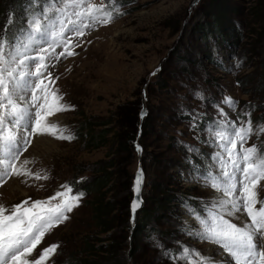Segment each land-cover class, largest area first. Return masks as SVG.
Masks as SVG:
<instances>
[{
  "label": "rangeland",
  "instance_id": "rangeland-1",
  "mask_svg": "<svg viewBox=\"0 0 264 264\" xmlns=\"http://www.w3.org/2000/svg\"><path fill=\"white\" fill-rule=\"evenodd\" d=\"M28 2L21 20L16 21L18 12H8L6 29L17 26L9 37L35 10L32 0ZM91 2L99 5L105 0ZM116 6L119 14L109 24L74 40L79 44L73 49L76 55L49 62L55 80L52 88L70 107L48 120L73 138L34 135L17 163L30 161L26 167L48 179L6 178L0 184V205L10 208L29 198L45 200L66 192L61 187L65 184L72 189L68 195L79 194L76 184L95 175L94 165L113 160L115 173L99 197L111 207L105 218L109 229L101 231L95 222L93 194H83L78 206L67 213L68 219L45 234L32 257L57 244L46 264L84 259L85 245L108 244L111 239L106 238L122 231L131 236L135 215L127 223L123 205L131 204L132 184L141 166L143 206L152 208L162 195L173 200L164 201L162 220L152 221L151 229L138 236L127 264H184L174 258L183 246L227 260L218 246L189 235L186 225L199 227L189 207L203 213L205 205L220 195L196 178L218 151L209 130L225 118L238 123L251 119L254 128L264 125V0H116ZM226 97L235 105L224 103ZM121 107L146 125L142 131L139 127L124 153L114 142ZM84 122L98 138L104 128L110 131L91 142L90 133L78 132ZM251 145L264 153V133L253 134L245 146ZM260 184L259 196L264 200V181ZM238 216L233 222L247 220L246 215ZM209 247L213 251L207 254ZM105 255L103 251L100 258L88 255L86 260L97 264Z\"/></svg>",
  "mask_w": 264,
  "mask_h": 264
},
{
  "label": "snow or ice",
  "instance_id": "snow-or-ice-1",
  "mask_svg": "<svg viewBox=\"0 0 264 264\" xmlns=\"http://www.w3.org/2000/svg\"><path fill=\"white\" fill-rule=\"evenodd\" d=\"M32 3L35 10L13 36L9 37L7 29L0 33V184L13 176L48 179L30 171L26 167L30 161L17 162L34 135L73 138L48 120L70 107L52 88L55 80L48 71L49 62L76 55V38L109 24L119 14L116 0L99 5L91 0ZM12 23L10 20L9 25ZM224 103L235 105L231 97H226ZM220 112L226 117L223 109ZM256 132L264 133V125L254 128L251 119L238 123L225 118L209 130L218 151L212 153L208 169L196 178L220 195L205 205L203 213L189 207L199 227L186 225L188 234L218 246L227 260H216L188 246H183L175 259L184 264H264V200L259 196L260 182L264 181V153L258 145L245 146ZM142 182L143 173L138 170L133 213L141 203L138 197ZM61 187L66 192L58 191L45 200L29 198L10 208L0 205V264H46L55 254L58 245L51 244L32 259L45 234L68 219L67 213L78 206L83 195H68L71 187ZM57 198H61L60 203H52ZM238 214L246 215L247 220L242 224L233 222Z\"/></svg>",
  "mask_w": 264,
  "mask_h": 264
},
{
  "label": "trees",
  "instance_id": "trees-1",
  "mask_svg": "<svg viewBox=\"0 0 264 264\" xmlns=\"http://www.w3.org/2000/svg\"><path fill=\"white\" fill-rule=\"evenodd\" d=\"M27 2L29 0H26ZM25 4V0H2L0 2V33L7 28L6 26V18L8 12L15 11L18 12L16 16V21L21 20L23 17V7ZM29 4V2H28ZM21 13V14H19ZM20 22V21H19ZM17 27V26H16ZM14 27V30L15 28ZM5 28V29H4ZM13 30V29H12ZM8 30V32L12 31ZM13 30V31H14ZM119 128L116 132H114V142L118 148V151L124 153L128 150V145L132 143L136 137L139 127L141 131L146 128L145 122L139 123L138 118H131L130 113L125 107H121L117 112ZM147 124V123H146ZM89 126L86 122L78 126V132L82 133L84 131V135L87 136L90 133L88 140L100 141L101 137H106L110 128H104L101 132L100 138H98L97 134L94 135L92 131H89ZM93 167L94 175L91 179H86L80 181L76 185L79 186V192L82 194L92 193L94 200V217L97 226H99L101 231H107L109 226L107 225V217L111 211V207L109 202H103L102 198L99 199L101 195H104V191L106 188L109 179L115 173L114 162L113 160L109 162H105L104 165H101V161L97 162ZM173 200L172 196H164L162 198L155 200L154 206L149 208L148 206H142L135 213V225L131 231V236L129 237V233L122 231L119 235H112L106 239H111L108 244L105 245H85L83 252L85 253V260L83 258H76L75 261H64L62 264H96L95 260H86V257L96 255L100 258L101 252H106V255L101 259L100 262L97 261V264H127L131 259L132 255L136 251V240L139 235H141L144 231H149L151 229L150 223L152 221L162 220L164 217V201L170 202ZM125 206V216L127 223L130 222V217L132 216L131 209L129 206V202L124 204ZM106 218V219H105ZM89 240L90 237L86 236ZM130 238V239H129ZM103 240V238H102ZM105 240V239H104ZM128 247V248H127ZM126 249H129L126 252ZM89 255V256H88Z\"/></svg>",
  "mask_w": 264,
  "mask_h": 264
},
{
  "label": "water",
  "instance_id": "water-1",
  "mask_svg": "<svg viewBox=\"0 0 264 264\" xmlns=\"http://www.w3.org/2000/svg\"><path fill=\"white\" fill-rule=\"evenodd\" d=\"M142 113H143V115H144V114H145V110H142V112L140 113L141 116H142ZM138 170H139V171H142V173H143V182H142V186H141V189H140V192H139V197H138V199H139V201H140L141 203L139 204V207H137V209L135 210V213H136V211H137L138 209H140V208L143 206V204H144V200H143V198H142V190H143V186H144L145 173H144V170H143V168H142L141 166L138 167L137 172H138ZM137 172H136V174H135V179H134V182H133V184H132V192H133V196H132V200H131V204H130V209H131V213H132L133 216L135 215V213H133V211H132V202H133L134 199H137V193L134 191V186H135V182H136Z\"/></svg>",
  "mask_w": 264,
  "mask_h": 264
},
{
  "label": "bare ground",
  "instance_id": "bare-ground-1",
  "mask_svg": "<svg viewBox=\"0 0 264 264\" xmlns=\"http://www.w3.org/2000/svg\"><path fill=\"white\" fill-rule=\"evenodd\" d=\"M213 251V249H212V247H209L208 249H207V254H209L210 252H212ZM222 253V252H221ZM222 255H224L223 253L221 254V256ZM225 257V256H224Z\"/></svg>",
  "mask_w": 264,
  "mask_h": 264
}]
</instances>
